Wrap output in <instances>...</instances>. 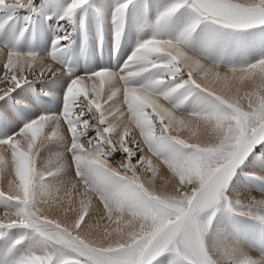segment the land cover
<instances>
[{
	"label": "snow or ice",
	"instance_id": "snow-or-ice-1",
	"mask_svg": "<svg viewBox=\"0 0 264 264\" xmlns=\"http://www.w3.org/2000/svg\"><path fill=\"white\" fill-rule=\"evenodd\" d=\"M27 4L31 0H0V9ZM87 4L71 0L66 14L73 16ZM184 5L195 15L175 40H145L120 73L98 71L73 79L61 112L39 115L0 140V173L7 172L12 193L0 191V197L22 205L5 211L7 220L0 226L32 228L44 244L14 264H151L170 247L185 264H217L203 238L212 217L205 221L202 213L225 198L237 165L264 143V59L244 68L221 67L190 55L185 41L205 19L234 29L264 25V0H178L161 19ZM127 7L116 8L118 20ZM6 57L0 99L29 80L57 72L47 57L14 51ZM29 72L31 79L24 74ZM146 73L151 74L146 83L131 84ZM177 76L182 79L175 83ZM164 84L170 85L167 90L155 91ZM185 87L205 95L207 107L183 114L169 104L168 97ZM57 138L70 140L74 171L64 185L43 190L34 204L37 176L47 174L38 170L41 150ZM165 144L186 151L165 158L159 154ZM111 151L125 154L115 166L107 159ZM153 156L177 179L173 192L155 191L138 174L143 170L155 182ZM254 203L264 205V199ZM47 209H59L66 219L50 216ZM104 220L117 227L101 229ZM240 264L254 261L245 258Z\"/></svg>",
	"mask_w": 264,
	"mask_h": 264
},
{
	"label": "rangeland",
	"instance_id": "rangeland-1",
	"mask_svg": "<svg viewBox=\"0 0 264 264\" xmlns=\"http://www.w3.org/2000/svg\"><path fill=\"white\" fill-rule=\"evenodd\" d=\"M91 1L93 0H88V3ZM158 1L159 0H131V2L128 3L127 13H129L130 10L134 8L139 2L145 4V6H155L158 3ZM11 2L12 0H6V3H11ZM69 4H70L69 0H31V4H27L23 8L1 9L0 20L5 21V20H9L10 17L13 18L17 16V20H19L20 22H24L26 20L34 21L40 29H43L45 25L46 31L54 28L57 34L55 38L56 39L55 42L57 44V47H59L60 40L61 39L65 40V37L68 38L72 33V31L76 33L78 27L77 24L78 14L80 13V10L82 8L78 9L73 16H68L66 14V9ZM164 12L166 11L158 12L150 20H145L146 22L149 23L156 22L157 27L158 26L160 27L162 33L171 31L174 28L172 24L176 20H180V19L184 20V22L182 23L183 26L186 27L189 23H191L195 15L194 10L191 9L188 5H184L183 7L178 9L171 17L166 19L168 21H164L161 19V16ZM106 15L109 16L107 20H110L111 18L110 14L107 13ZM20 24L22 25V23ZM126 26L130 27V20L127 21ZM257 26L258 27H256L255 25L250 28L234 29L216 24L211 20L205 19L201 21V23L196 27V29L191 33V35L188 37L186 41L191 43H197L198 41L203 39L204 42L209 45V47H211L212 44L213 46H215V49H219L217 51V54L220 56L221 53L222 55L223 53H230V51L228 50V46L233 42L235 38L241 39L243 36H245L244 40L246 43L249 38L256 36L257 33H261L264 29V25L258 24ZM48 34L49 36L46 35L47 40L48 42H51V40L53 39H51L52 37L50 33ZM43 35L42 33L41 36L38 34V36L42 37L44 41ZM200 36H205V37L201 38ZM153 37L166 38L164 36L159 37L155 35L144 39V41L147 39H151ZM52 48L53 50L55 49L54 43ZM52 48L48 47L49 51L52 52L53 51ZM188 49L190 48H187V52L188 53L191 52L190 55L195 53L192 51V49L191 51ZM255 50L256 48L253 47L243 55L232 56L231 54V56L227 59V62H222V64L219 63V65L221 67H227V68L247 67L248 64H246L244 60L249 58L256 60L260 55L257 52H255ZM54 51L53 53L56 54L57 50ZM226 55L227 54H225V56ZM205 61L207 62L208 60L205 59ZM3 65L4 63L0 64V95L3 94V90L6 87ZM53 67L57 68L56 69L57 72L49 73V74L46 73L43 78L29 80L28 82L23 84L20 88L16 89L14 92L5 96L3 99H0V119L2 120V122L7 121L6 115L10 112H13L14 117L16 118V116H18L17 111L19 109L20 110L18 112H20L19 114L20 117L22 115L21 113L25 114V115L23 114L21 119L18 120L19 122L26 123L27 122L26 120L25 121L22 120L24 119V117H29V118L31 117V119H33L32 115L34 114L30 109V103H32V95L30 89L33 87H36L39 90H46L48 93H51L54 97L56 92L57 93L56 97L58 96V91L59 90L62 91V89L65 87L64 85L65 83L63 82V77L66 76L63 74V66L61 64L58 65L53 63ZM122 70L123 68L121 70H118L117 72H121ZM224 70L226 69H223V71ZM32 71L34 72L35 69H33ZM24 74L27 75L29 79L32 78L31 72ZM147 74L148 73H146L144 76H146ZM141 76L144 77L143 75ZM181 79L182 77L177 76L175 83L180 82ZM169 86H170L169 84H164L161 85L160 88L165 87L163 88V90L164 89L167 90L166 88H168ZM178 92L183 94V96L185 97H182V101L181 99L180 102L177 101L179 106L177 103H173V102L171 103V105L176 106L177 111L180 113L183 114L192 113V109L189 107L191 106V103L194 100L195 92L194 91L191 92L190 89L185 87L178 89L176 92L172 94L175 95ZM12 98L15 101H13ZM35 101L36 99L34 100V104L37 107ZM206 102H207L206 100H203V103L199 101V103H202L201 105L205 103V105L202 107V110L207 107ZM16 103L20 105V107L23 110ZM34 104L32 105L34 106ZM183 105L185 106L182 109L181 107ZM201 105L196 106V109H199ZM15 106L18 108L16 109ZM14 109L16 112L14 111ZM28 112L30 113V115L28 114ZM16 121L17 120H15V122ZM119 133H120V129L117 128L111 133L112 138L115 139L119 135ZM95 134H96L95 131H90L88 133V135H93V136ZM64 140L70 141L68 139H63V138L53 139L48 143H46L44 148L41 150V158L38 161V170L40 172L47 174L37 176L36 188L38 187V182H48L51 184L64 183V180H61L59 176L56 175V173L53 172L52 170L48 169L43 171L40 169V166L44 164V163L41 164L42 163L41 161H45L46 158L50 159V161L57 160L60 163L64 164L67 169L66 171L67 174L72 175L74 171L73 167L71 166L72 153L69 152V149H67L62 143V141ZM100 147H106V146L101 145ZM169 147H173V152L171 154V157L175 156L180 151H186V149H183L181 146L175 144H165L159 147V154L162 156L163 150ZM123 155L125 154L122 153L121 151H111L107 155V159L113 163V166H115L121 160ZM136 155L139 156L140 153H137ZM171 157L169 156L167 158H171ZM152 159L154 164L158 166V173L155 182L153 183L150 174L143 172V170H140L138 174L143 176L146 186L154 188L155 191L173 192L174 186L177 183V179L174 178L172 174L167 171L166 166H161L159 161H157L154 156L152 157ZM66 172L64 174H66ZM224 191H225V198H222L219 204L214 209H208L204 213H202V217L205 221H207V218L209 216L212 217L211 223L208 226L207 230L205 231L203 237L205 246L209 249L210 254L213 255V258L217 260V264H240V262L245 258L254 261V264H264V259H261L262 257H264V251H262L264 250L262 249V247L264 246L260 245L262 244V241L264 239L263 237L264 224L261 223L259 219L256 217L257 213H262L261 210L264 209V205L254 203L255 201L264 199V197L261 196V194H264V143L257 144L250 151V153L237 165L235 169V173ZM4 193L7 194L6 192ZM233 193H235V195H233ZM21 206L22 205H20L19 202L8 199L6 196L0 197V221L7 220V218L4 215L5 211L12 213L17 211ZM237 230L253 238V242L255 243L254 246L250 245L249 247H247L248 245H244V247L247 248L246 249L242 248V249L246 251L245 252L246 256L244 254L243 256L242 255L238 256L240 254H236V253L230 254V252H225V250L222 249L223 246H221L220 243L221 240H223V238L226 239L228 232L230 235H232L233 232ZM221 234L223 236V237L221 236L222 238L221 237L216 238L219 240L211 239V237L215 238L216 236H220ZM256 245L259 246L260 248L257 247ZM43 247H44L43 237H41L39 233H37L32 228L25 227L23 225H17L11 228H8L7 226H0V264H14V261L19 259L20 256L26 254L31 250L42 249ZM151 264H185V262L182 261V259L178 257L176 251L170 247L162 251L159 255L155 256V258L151 260Z\"/></svg>",
	"mask_w": 264,
	"mask_h": 264
},
{
	"label": "bare ground",
	"instance_id": "bare-ground-1",
	"mask_svg": "<svg viewBox=\"0 0 264 264\" xmlns=\"http://www.w3.org/2000/svg\"><path fill=\"white\" fill-rule=\"evenodd\" d=\"M69 1L71 3V0H69ZM177 2H178V0H159L155 6H145V4H143L142 2H139V3H137V5L134 8H132L130 10L129 13H127V10H128V8H127L125 10L122 18H120L118 20L116 18V15H115L116 8L122 4L129 3L128 0H93V1L89 2L87 5H85V7L80 10V13L78 14V21H77L78 27L76 26L77 31L75 34H78V33L81 34L80 40H82L84 38L85 33L88 34L90 37H92L94 40L95 39L97 40L101 36H106L108 41L109 42L111 41L114 45L119 40L124 41V47L123 48L125 50L123 49V54H124L123 59L125 60V58L126 59L130 58L132 52L141 43L144 42V39L149 38L150 36H155V35H157L159 37L164 36L168 39H173V40H175L179 36V34L185 28L183 26V23H182V22H184V20H181V19H180L181 21L176 20L172 24V26L174 28L171 31H167L165 33L161 32V29L159 26L157 27L156 22L149 23V22L145 21V20H150L158 12L167 11L173 4H175ZM107 13L110 14V17H111L110 20H107V18L109 17L108 15H106ZM124 19H125V22H124ZM128 19L130 20V27L126 26L127 21H129ZM7 21L8 20H5V21L0 20V34L2 33V26ZM164 21H168V20H164ZM209 23H211V22H209ZM23 26H24V24L23 25H20V24L17 25L16 20L12 19L10 21L8 27H7L6 32L4 33L5 39H11V38L15 37L17 35V33L20 34V31L22 30ZM256 27H258V26L256 25ZM156 31H157V34H156ZM38 34L41 36V33H38ZM31 35L32 34L30 32H28V38H30ZM43 36H44L43 37L44 41H43L42 37L38 36L40 49H48V47L52 48L50 46L52 43V40H51V42H48L46 35H43ZM200 37L203 38L205 36H200ZM244 37L245 36H243L241 39L235 38L233 40V42L228 46V50L230 51V53H223V55L221 53L220 56L217 54V51L219 49H215V46H213L212 44H211V47H209V45L207 43H205L203 39H201L197 43H191V42L185 41V44H186L185 48H186V50H187V48H190V49H188L190 51L192 49V51L195 52L194 54L195 55L197 54L196 56H200L203 58L204 63H208V61H209V64H219V63L222 64V62H227V59L231 56V54H232V56L243 55L249 49L254 47V48H256L255 52H257L260 55L258 56V58L256 60H253L251 58L244 60V62L246 64H248V66H249L250 64L256 63L259 60L264 58V29L261 33H257L256 36L249 38L246 43H245ZM43 43H44V46H43ZM186 46H188V47H186ZM52 50H53V48H52ZM48 51H49V49H48ZM53 51L52 52L49 51V52L53 55V57H56L57 54H54ZM194 54H192V55H194ZM225 54H227V55L225 56ZM205 59L208 61L206 62ZM2 63H4V64L7 63V57H6V52H3L0 49V64H2ZM48 63L53 64V61H48ZM55 69H57V68L55 67ZM221 71H223V69H221ZM110 73L117 74L120 72L113 71ZM86 74H90V73H86ZM84 75L85 74H81L77 78H80ZM144 75L145 74H143V76ZM150 76H151V74L150 75L147 74L144 77H142V76L137 77L131 81V84L132 85L144 84L147 82V79ZM63 82L65 83L64 84L65 86L69 85V79L67 77H63ZM90 86H91V84L89 82L86 85V87L90 88ZM163 88H165V87H162V88L159 87V88L155 89V91L159 93V92L165 90V89L163 90ZM106 90H107V84L105 85V91ZM191 92H192V90H191ZM194 92H195L194 100L191 103V106L189 107L192 109V113L201 111L202 107L205 105V103L203 105H201V104L203 103V100H206L205 95L201 94L198 91H194ZM56 95H57V93L55 92V97H56ZM182 97H185V96H183V94H181L180 92H178L175 95L172 94L168 97V103L171 104L173 102V103L178 104L177 101L180 102V99L182 101ZM199 101H201L202 103H199ZM35 102H36L38 109L40 110V114H52V113H55L56 110H58V107H56L54 109L45 108V107L41 106L37 102V100ZM206 104H207V102H206ZM199 105H201L199 107V109H196V106H199ZM178 106H179V104H178ZM184 106L185 105H183L181 108L183 109ZM15 108L17 109L18 107L15 106ZM105 110H107V106H105ZM14 111H15V109H14ZM19 114H20V112H17L18 116L15 115L16 118L14 117L13 112H10L6 115L7 121L0 124V140L6 139L9 136V134L14 135L23 126V124H25V123H21L18 121L21 119V117L23 116L24 113H21L22 114L21 117ZM3 120H5V119H3ZM15 120H17L16 121L17 124H16ZM22 120H24V119H22ZM113 121H115L113 123H117L116 119H113ZM18 125H19V127H18ZM62 143L64 144V146L67 149H69L70 141L64 140V141H62ZM172 152H173V147H169L167 149H164L162 152V154H163L162 157H166V158L169 156L171 157ZM41 162H40L41 164L44 163L43 165L40 166L41 170H43V171L48 170V169L52 170L53 172L56 173V175L59 176V178L61 180H64V183L51 184L48 182H38V187L36 188V195L34 197V204L39 203L40 196H41V193L43 190H46L50 187H56V186L64 185L71 178V175L67 174V172H66L67 171L66 166L64 164L60 163L59 161H57V160L50 161V159L46 158L45 161H41ZM69 171H70V169H69ZM65 172H66V174H64ZM8 179H10V177L7 176V172L0 173V191L6 192L7 194H12L9 192V187H8V183H7ZM261 211H262V213H257L256 217L259 219V221L261 223L264 224V209H262ZM47 212L50 216H52L54 218H59L62 221L66 219L65 216L63 215L62 211H60L59 209H57L55 211H53L52 209H47ZM99 223H100L101 229L107 227L108 231H113L117 227V225L114 223L109 225L106 220L99 221ZM221 236H222V234L220 236H216L215 238L211 237V239H216L217 237H221ZM263 237H264V235H263ZM216 240H219V239H216ZM220 243H221V246H223L222 249L225 250V252H230V254L231 253L240 254L238 256H241V255L243 256V254L245 255L246 251L244 249H246L250 245L254 246V244H255L253 242V238L247 236L246 234H244L238 230L234 231L232 235H230L228 232L226 239L223 238V240H221ZM244 245H248V246L245 248ZM260 245L264 246V239L262 241V244H260ZM242 248H244V249H242ZM248 249H251V248H248ZM262 249H264V247H262ZM262 251H264V250H262Z\"/></svg>",
	"mask_w": 264,
	"mask_h": 264
}]
</instances>
